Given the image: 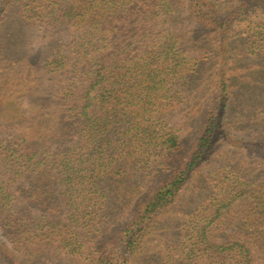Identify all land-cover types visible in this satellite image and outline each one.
I'll list each match as a JSON object with an SVG mask.
<instances>
[{"label": "trees", "instance_id": "trees-1", "mask_svg": "<svg viewBox=\"0 0 264 264\" xmlns=\"http://www.w3.org/2000/svg\"><path fill=\"white\" fill-rule=\"evenodd\" d=\"M19 1L7 0V4ZM68 1L71 4L61 5L59 16L74 25L75 32L65 53L59 51L46 60L50 78L51 74L65 75L70 82L62 86L61 95L56 97L59 104L66 102L64 132L46 122V237L56 235L59 247L69 254H80L86 245L84 232L89 235L88 241L95 232L99 238L101 234L96 229L100 221L107 217L111 222L117 204L129 199L118 191V186L129 181H123L124 177L131 178L133 172L146 176L153 173V180H157L141 196L135 194L127 220L117 225L115 241L101 245L102 249L95 241L89 248V264H127L143 248L156 214L173 205L191 179V172L210 160L217 138L223 134L226 101L232 87L238 85L232 78L234 74L219 69L220 80L213 83L215 94L203 111L200 131L191 148L186 149L187 138L168 121L165 109L175 108L177 95L190 89L200 62L191 63L184 55L180 37L173 30L158 27L159 12L153 9L156 3ZM191 2L197 22L204 24L207 33L211 31L221 39L218 29L227 25L226 19L222 20L211 5ZM50 4H55L53 10L59 6L55 0ZM242 4L232 14L242 18L241 28L248 23L247 33L243 32L247 38L237 31L236 40L248 54L264 57V0H245ZM120 15L123 25L114 22ZM251 24H256L255 28ZM220 47L215 54L218 57L214 56L217 64L224 58L220 57ZM252 101L258 108L264 106V96ZM51 137H57V147ZM18 146L16 150H5L4 157L17 156L21 165L27 164V170L35 171L41 160L35 158L30 163ZM22 147L35 149L27 144ZM245 147L251 153L258 150L264 154V139ZM263 164L264 156L259 167ZM6 168L9 176L4 170L0 206L4 211H12L7 215L11 222L20 210L15 203L19 202L16 193H31L35 187L37 194L41 186L35 184L36 179L19 182L21 177L28 179L24 175L27 170L21 166ZM205 177V188L212 180L216 182L212 188L218 187V191L213 192L210 186L213 193L208 196V203L197 207L190 216L177 251L166 252V263L264 264V180L255 183L242 176L216 173L213 179L208 174ZM136 185L135 191L139 192ZM133 189L128 188L130 192ZM109 245L116 247L108 249Z\"/></svg>", "mask_w": 264, "mask_h": 264}, {"label": "rangeland", "instance_id": "rangeland-1", "mask_svg": "<svg viewBox=\"0 0 264 264\" xmlns=\"http://www.w3.org/2000/svg\"><path fill=\"white\" fill-rule=\"evenodd\" d=\"M51 1L20 0L7 4V0H0V181L6 178L4 170L7 171L6 167L10 165L27 170V164L21 165L17 156L4 157L8 148L16 150L19 145L18 150L30 159V163H34L32 160L35 158L41 160L35 171L31 168L24 172L28 179H17L21 183L35 182L36 179L35 184L41 188L37 194L35 187L31 193H16L19 202L15 203L20 210L12 216L13 221H7V215L12 211H4L0 206V264H89L90 246L98 241L97 246L102 249L101 245L113 243L119 230L117 225L124 223L132 211L135 194L141 196L157 180H153V173L146 176L133 172L131 178L125 176L123 181H129L118 186V191L123 197L129 196V199L117 204L111 222L107 221V217L100 221L96 229L101 234L99 238L95 237V232L88 241L89 235L84 232L87 235L83 238L86 245L80 254H69L59 247L56 235L46 237V122L64 132L67 116L63 106L66 102L59 104L56 97L61 95L64 86L70 84L65 75L51 74L50 78L46 60L59 51H67L76 28L59 16L61 5L71 3L68 0H55L59 6L53 10L55 4H50ZM143 1L156 3L153 9L159 12L156 19L158 27L173 30L180 37L184 55L191 63L200 62L198 75L190 89L177 95L175 108L165 109L168 112L167 120L180 128L181 136L187 138L184 148H191L193 139L200 131L203 111L215 94L213 83L220 80L219 69L227 70L232 76L234 74L232 78L238 85L232 87L226 101L221 127L223 134L218 136L210 160L199 164L191 172V179L176 202L156 214L143 248L127 263L168 264L164 256L167 251L176 250L190 216L197 207L208 203V196L218 191V187L212 188L216 183L212 180L205 188L208 181L206 174L211 175V179L216 173L242 176L255 183L264 180V170L261 169L264 164L259 167L264 154L258 150L251 153L245 147L248 143L263 142L264 139V106L258 108L251 104L255 98L264 96V57L263 54H248L245 46L236 40L237 31L241 37L247 38L248 23H243L245 25L241 28L239 21L242 18L232 14L245 0H197L211 5L222 20L226 19L227 25L218 29L221 39L211 31L207 33V29L202 27L204 24L197 22L190 7L192 0ZM114 22L123 25L122 16H117ZM255 25L251 24L252 28ZM218 46H221L220 57H224L219 59L220 64L215 59L218 57L215 55ZM51 141L53 146H58L57 137H51ZM25 144L35 149L25 150L22 147ZM183 154L188 152L183 151ZM4 164L6 166L2 168ZM7 174L9 176L8 171ZM13 176L14 172H11ZM133 182L137 184L139 192L135 191ZM128 188L134 189L130 192ZM115 247L109 245L107 248Z\"/></svg>", "mask_w": 264, "mask_h": 264}]
</instances>
